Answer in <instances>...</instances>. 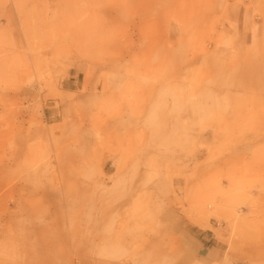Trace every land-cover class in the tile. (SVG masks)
Instances as JSON below:
<instances>
[{
	"label": "rangeland",
	"instance_id": "374dc122",
	"mask_svg": "<svg viewBox=\"0 0 264 264\" xmlns=\"http://www.w3.org/2000/svg\"><path fill=\"white\" fill-rule=\"evenodd\" d=\"M193 261L264 264V0H0V264Z\"/></svg>",
	"mask_w": 264,
	"mask_h": 264
},
{
	"label": "crops",
	"instance_id": "0c3cea01",
	"mask_svg": "<svg viewBox=\"0 0 264 264\" xmlns=\"http://www.w3.org/2000/svg\"><path fill=\"white\" fill-rule=\"evenodd\" d=\"M55 115L51 114L50 118ZM206 231L208 235H204ZM210 229H204L200 232H193L188 234L191 239V243L187 245L189 248V255L193 260H202L207 262H216L222 258L223 248L217 240L214 239V235L210 232ZM210 234V235H209ZM192 264H195L194 261Z\"/></svg>",
	"mask_w": 264,
	"mask_h": 264
}]
</instances>
